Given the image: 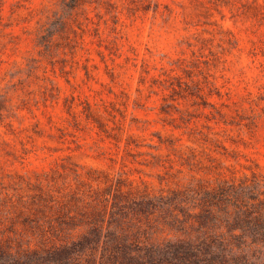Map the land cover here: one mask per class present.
I'll list each match as a JSON object with an SVG mask.
<instances>
[{
  "label": "rangeland",
  "instance_id": "obj_1",
  "mask_svg": "<svg viewBox=\"0 0 264 264\" xmlns=\"http://www.w3.org/2000/svg\"><path fill=\"white\" fill-rule=\"evenodd\" d=\"M0 107V238L43 174H264V0H0Z\"/></svg>",
  "mask_w": 264,
  "mask_h": 264
},
{
  "label": "trees",
  "instance_id": "obj_2",
  "mask_svg": "<svg viewBox=\"0 0 264 264\" xmlns=\"http://www.w3.org/2000/svg\"><path fill=\"white\" fill-rule=\"evenodd\" d=\"M72 172L3 199L0 264H264V174L152 190Z\"/></svg>",
  "mask_w": 264,
  "mask_h": 264
}]
</instances>
